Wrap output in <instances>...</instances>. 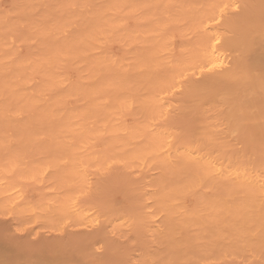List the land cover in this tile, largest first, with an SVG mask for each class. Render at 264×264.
Instances as JSON below:
<instances>
[{"label": "bare ground", "instance_id": "6f19581e", "mask_svg": "<svg viewBox=\"0 0 264 264\" xmlns=\"http://www.w3.org/2000/svg\"><path fill=\"white\" fill-rule=\"evenodd\" d=\"M189 1L0 0V34L2 30L10 34L18 32L25 49L22 52L4 46L0 49V140L61 138L64 142L60 141V144H68L77 139V148L83 152L81 162H102L109 158L89 151L90 143L100 134L107 133L110 140L106 143L112 142L118 149L141 140L143 143L136 155L118 160L126 166V161L138 159L136 161L142 168L148 169V176L154 175L151 176L154 177V183L150 185L152 189L148 182V185L145 183L147 189L154 191L151 193L155 195L147 198L152 205L155 204L157 218L160 216L157 228H154L173 231L176 223L171 221H175L172 216L169 218L172 215L170 211L184 214L179 198L187 189L200 190L208 198H200L201 202L215 216L218 215V205L206 192L217 187L240 189L244 191L245 198L251 199L254 213L249 216L253 224L248 221L253 230L247 234L249 238L244 236L245 232L243 236L246 242L250 240L256 245L255 249L262 245L263 250L264 157L247 171L232 165L230 157L217 145L182 140L178 138L180 134L175 138L167 122L156 125L153 133L146 136L141 128L129 124L122 117L127 112L137 117L146 116L154 122V118L159 117L154 115L160 109L166 110L171 106L180 111L185 107L183 101L187 96L200 101L210 92L216 97L214 99L225 100L227 104L231 95H222L223 90L235 88L241 79L236 71L225 67L231 49L235 48V57L241 62V67L251 62L260 68L264 61V23L255 22L252 28L248 23L250 28L246 27L248 31H244L247 32L246 37L244 33L238 37L237 25L247 20L253 8L264 14V0H204V3L200 2L201 6L195 5L198 0ZM176 3L178 9L174 11ZM145 6H149L150 11ZM151 7H158L156 13ZM237 8L242 9L240 16H235ZM138 9L145 11L141 14ZM135 11L137 16H134ZM146 11L149 12L147 15L144 14ZM152 13L156 16L154 22ZM128 16L130 21L133 18L131 23L138 17L145 21L141 22L139 18L131 24ZM176 29L188 39L177 37L176 40ZM233 37L235 40L243 39L242 47L238 45L240 49L233 46L236 42ZM233 55L231 52L228 57ZM247 55L251 56L250 60H247ZM67 100L73 101L74 106ZM18 114L23 115L19 118ZM11 168L13 172L19 170L14 165ZM22 170L16 172L29 178L31 174L33 179V174L37 176L34 170ZM45 176L41 175L40 179H46ZM56 180L52 184L58 185ZM51 185L57 188V195L45 203L32 204L18 198L13 187L6 184L0 174V206L15 217L19 212V216L24 217L22 214L28 213L31 217H27L34 220H38V216L39 219L47 217L53 220L62 216L79 224L83 213L81 198H74L66 188H63V193L60 189L62 184L59 187ZM178 226L180 222L177 225L179 229ZM224 226L226 224H222V228ZM245 226L242 227L246 232L250 230ZM222 228L221 232L226 230ZM178 229L174 230L179 232ZM166 236L170 237L168 233ZM177 237L180 239L179 235ZM228 240L225 241L228 243ZM251 249L254 251L253 245ZM7 251V248L6 252L0 250L4 255ZM257 251L259 249L253 254ZM8 258L5 259L9 262Z\"/></svg>", "mask_w": 264, "mask_h": 264}, {"label": "rangeland", "instance_id": "374dc122", "mask_svg": "<svg viewBox=\"0 0 264 264\" xmlns=\"http://www.w3.org/2000/svg\"><path fill=\"white\" fill-rule=\"evenodd\" d=\"M200 2L205 1L198 0L195 5L201 6ZM177 5V3L173 5L174 11L178 9ZM148 7L144 8L150 11ZM157 8H154V13ZM143 10L136 11L142 14ZM237 10L234 11L237 14L235 16H240L242 9ZM136 11L134 16L138 15ZM148 11L143 13L147 15ZM252 11L254 13L250 11L244 23L237 25L238 37L243 33L246 37L247 32L244 31L252 28L255 22L264 23V14L261 15L257 8H253ZM154 13L151 16L153 22L156 18ZM130 17L128 16L129 21ZM139 18L142 19L138 17L134 22L139 21ZM143 19L141 22L145 21ZM152 20L150 23H153ZM233 30L235 31L236 27ZM176 33H179V36ZM186 36L183 38L180 31L174 33L175 39L180 37L179 39L187 40ZM9 38H12V41ZM20 38L18 32L10 34L2 30L0 49L4 46L24 51ZM238 40L233 41L235 42L233 46L237 45L236 47L240 49V43L243 45V42ZM232 50L228 54L232 52L234 57H228L227 54L225 67L236 71L241 79L235 88L223 90L222 95H231L227 104L225 100L214 99L216 97L210 92L200 101L196 97L187 96L183 101L185 107L180 111L171 106L166 110L160 109V112L157 111L154 115L159 116L154 118V122L146 116L137 117L127 112L122 117L129 124L141 128L146 136L153 133L156 125L167 122V127L172 128L175 138L180 134L178 138L182 140L217 145L230 157L229 162L232 165L247 171L254 168L259 159L264 157V61L260 68L251 62L241 67V62L235 57L237 55L235 48ZM246 58L250 60L251 56L247 55ZM70 100H67V103L74 106L75 103ZM80 103L83 104L82 100ZM22 115L18 114V117L21 118ZM105 115L110 116L107 113ZM5 140H0V174L6 184L13 187L12 190L17 193L18 198L32 204L45 203L57 195V188L50 187L52 181L57 179L58 185H63L60 187L63 193V188H66L74 198H81L83 213L81 219H78L79 224H75L71 222L70 217L63 219L62 216H57L54 220L41 217L45 220L43 221L39 216L36 218L38 220L29 219L31 216L28 213L22 214L24 219L19 216L21 214L19 212L16 213L18 217H15L8 213V209L0 206L3 208L0 209V250L5 252L6 248L9 250L5 253L9 258L0 252V262L5 261L7 264L5 258H8L12 264H264L262 245L261 248L257 245L259 248L256 249L263 252L259 255L257 251L256 255L253 254L256 245L250 240L246 242V237L249 238L247 234L253 230L252 226L250 227L253 223L249 216L254 213L251 199L245 198L244 191L240 189L226 190L217 187L206 192L218 205L216 216L212 215L211 209L201 202L200 198H208L204 197L200 190L187 189L179 198L184 214L180 215L171 210L172 215L169 216L175 219L174 221L170 218L173 224L176 223V226L171 224L175 226L174 229H178L177 225L180 222L179 232L174 229L173 231L156 229L160 216L157 218L155 204L152 205L147 198L149 195H155L151 193L153 190L150 191L153 187L150 185L154 183L152 181L154 177L151 176L154 175L148 176L150 175L148 169L147 171L146 168L143 169L136 161L138 159L126 161V166L118 160L136 155L138 147L143 143L141 140L135 141L134 144H125L123 149H118L112 142L106 143L110 140L107 133L98 135L90 143L89 151L91 154L98 153L109 157L102 162L91 160L81 162L83 152L77 148L79 146L77 139L68 144H65L66 142L60 144L59 142L63 141L61 138ZM12 165L19 170L23 168L22 171L28 168L34 170L37 176L33 174L35 178L33 179L31 174L29 178L25 174H18L19 170L13 172ZM43 174L46 175V179L41 180L40 176ZM52 185L58 186L54 183ZM177 214L179 216H176ZM28 215L30 217H27ZM68 218L71 219V224ZM248 221L251 222L250 225ZM222 224H226L223 233L220 231ZM244 224L250 227V230L247 228V232L244 230L246 228ZM155 229L157 231H154ZM166 231L170 237L166 236ZM161 238L163 243L160 241ZM242 238L246 239L245 242ZM225 240H228V243ZM252 245L254 251L251 249Z\"/></svg>", "mask_w": 264, "mask_h": 264}]
</instances>
